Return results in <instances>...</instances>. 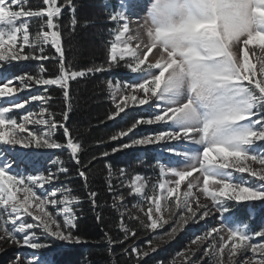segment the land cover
Wrapping results in <instances>:
<instances>
[{"label":"snow or ice","instance_id":"6c2138e0","mask_svg":"<svg viewBox=\"0 0 264 264\" xmlns=\"http://www.w3.org/2000/svg\"><path fill=\"white\" fill-rule=\"evenodd\" d=\"M144 7L143 0H120L109 17L117 27L110 33L107 64L77 70L66 61L58 23L65 9L74 10L73 0H42L36 9L26 7L25 0H0V240L37 251L52 247L37 242L41 236L80 242L73 234V205L81 198L69 187L55 186L59 174L67 172L63 160L46 173L36 167L42 168L43 160H36L22 174L23 165L4 149H27L25 156H43L38 149L67 150L87 187L83 144L66 126L70 82L123 63L125 79L106 82L113 105L106 119H123L137 108L149 115L109 141L129 137L140 126L163 129L111 149L160 148L154 182L139 174L129 177L121 168L114 184L106 165L112 207L119 213V243L132 241L123 252L141 264L157 251L153 239L167 243L190 223L219 214L218 225L195 235L170 264H264V228L253 232L241 221V209L254 216L256 202L264 203V148L259 147L264 144V0H150L142 20L129 19L130 10ZM32 19L40 21L34 34ZM71 23L75 27L76 19ZM48 47L55 56L45 54ZM29 60L41 62L39 72L10 71L15 62ZM46 60L56 61L55 74H47ZM50 86L58 87L66 102L61 120L47 106ZM36 88L39 94H31ZM33 102H40L38 112L28 111ZM15 110L22 114L17 117ZM58 129H63V143L54 138ZM97 195L88 192L94 209ZM127 198L135 201L130 207ZM166 225L170 230L163 232ZM141 230L147 249L137 243ZM105 237L109 245L117 243L108 233ZM12 264H24L21 254ZM27 264H56L55 251L35 255Z\"/></svg>","mask_w":264,"mask_h":264},{"label":"trees","instance_id":"16d2710c","mask_svg":"<svg viewBox=\"0 0 264 264\" xmlns=\"http://www.w3.org/2000/svg\"><path fill=\"white\" fill-rule=\"evenodd\" d=\"M108 1L112 3L113 7L105 9L103 1L98 0L97 9L100 8L102 11L96 13L93 12L94 5L90 3V0H73L74 10L72 8L65 9L58 20L62 31V46L66 61L77 70L94 67L98 63L99 66L107 64L108 38L106 31L108 30L106 29L111 24L105 21V16L116 10L114 0ZM40 6H42V0H27V7L36 9ZM100 15L102 19H98ZM73 18L77 21L75 27L71 23ZM34 22L35 19L30 21V31L35 33L39 29L34 28ZM38 26L39 24L36 25V27ZM47 52H51L52 56L56 55L54 50L50 49ZM47 52H45L46 55ZM43 67L47 70V74L53 75L56 72V61L46 60L43 62ZM112 73V71H104L89 74L70 82V111L66 126L72 135L83 144L80 160L82 165L86 166L88 186L85 187V181L78 175L76 163L69 162L67 164L68 174L62 175L61 179L68 183L74 195L81 198L74 207L77 220L73 230L74 236L79 237L80 242L57 249L55 252L56 264H137L135 257L129 258L123 252V249L132 244V241L129 240L123 245L119 243L122 239V233L118 228L119 213L112 207L113 196L108 192L109 174L106 165H111L113 173L116 175L119 169L127 167L132 162L144 160L149 164H154L155 160L152 154H146L139 159L136 158L135 153L120 151L111 153V149L118 143L122 144L123 140L109 141V137L132 124L131 113H128L123 119H106L110 111L113 110V105L107 100L106 95V82ZM48 93L51 97L48 108L51 112L56 113L57 120H61V114L66 109L62 91L53 86ZM57 137L59 141H65L63 129H58ZM126 141H128L127 138L124 139V142ZM103 152L110 154L107 157H101L100 154ZM94 156L97 159L92 160ZM89 191H95L98 194L96 197L98 206L95 209L88 196ZM255 211L254 218H251L249 215H243V209H241V221L249 222L252 229H257L260 217H264V203H256ZM130 226L138 228L135 223H131ZM105 233H108L117 243L109 245ZM145 238V234L141 230L137 243L142 248L147 247L144 243ZM147 238L149 239V237ZM176 250L174 244H169L164 246L161 251L145 257L141 264H157L158 261L170 264L175 258ZM177 264H179V260H177Z\"/></svg>","mask_w":264,"mask_h":264},{"label":"rangeland","instance_id":"374dc122","mask_svg":"<svg viewBox=\"0 0 264 264\" xmlns=\"http://www.w3.org/2000/svg\"><path fill=\"white\" fill-rule=\"evenodd\" d=\"M100 1H103V3H104L103 7L105 9H108V8L110 9V8L113 7L112 3H110L108 0H100ZM114 2L116 4V10H118V6H119L120 0H114ZM149 2H150V0L148 2H146V4L144 3L145 7L143 9L135 10V12L139 11L137 13H133V11L130 10L129 13H128L129 14V19L139 18V19L142 20L143 17L146 15L147 4ZM90 3L92 5H94V11L93 12L100 13L102 11L100 8L97 9V6L99 4L98 0H90ZM25 6H26V2H25ZM113 13L114 12L107 13V15L105 16V19H106L105 21L109 22V17ZM98 19H102L101 15H100V17H98ZM32 20H34V19H32ZM38 24H40V21L35 19V22H34V25H35L34 28L35 29L36 28L39 29V26L36 27V25H38ZM110 24H111V26L108 27V29H106V30H108V31H106V36L108 38L107 44L113 38L112 35L110 34L111 30L114 29L115 27H117V25L115 23H110ZM131 27L134 28L135 24H132ZM32 33L34 34V32H32ZM50 49H51L50 47L46 48L45 52L50 51ZM51 50H53V49H51ZM51 54H52L51 52L50 53L47 52V55L52 56ZM39 63L40 62L33 61V60L15 62L14 66H16L18 64L19 68H18L17 71H15V72L13 71L12 73L14 75L23 74V73H33V74H35V73L39 72V70H40ZM97 66H99V63L97 64ZM110 71H112L113 73L111 74L109 79H112L113 82H115L117 78H119L121 81H123L125 79V74H126V72L128 70L124 67L123 63H121L119 66L113 67ZM40 91H41L40 88H36V89L32 90L31 94H33V95L39 94ZM107 93H108V99L110 101L109 90L107 91ZM21 95L22 96H27V93H22ZM40 107H41L40 102H33V103H31L28 106V111L38 112L40 110ZM128 113L132 114V116H130V118L132 120V123L138 117H145L146 118L149 115L148 112L143 111L142 109H139V108L133 109V110H129ZM13 114L18 117L19 115L22 114V112L20 110H15ZM150 128H152V129H150ZM161 130H163V129L159 128L156 125H153V126H140L133 133H131L129 135V137L122 138L121 140H123V143H128L130 141V139H135V138H138V137H142V136H145V135H147L149 133H154V132H158V131H161ZM57 132H58V130H57ZM24 135H26V133ZM126 138L128 139V141L124 142V139H126ZM259 147L264 148V144L259 145ZM17 148H20V146H17ZM4 150L5 151H14L15 149L9 150V149L5 148ZM26 151H28V150L24 149L21 152H18V158H19L18 159V161H19L18 163L23 165V167H21V169H20L22 174H26L25 173V168L30 169L32 167L33 162L36 161V160H43V167L42 168L40 167V165H36V167L40 169V172L46 173L49 169H51L52 171H56L57 165H56L55 162L57 160L66 161V158L70 157V154H69V152L67 150H60L59 154L58 153H53V150H44V149L36 150L37 153H44L43 156H41V155L25 156L23 154V152H26ZM120 152L135 153L136 154V158H139V159L143 158V155L144 154L146 155L149 152V153L153 154L155 156V158H157V156L160 154V148L158 146H137V147L125 148V149L121 150ZM124 169L127 170V174H128L129 177L131 175H134V174H139L141 176H144V177L150 179L153 182L155 181V179H156V177L158 175V169H157L156 165L149 164L148 162H146L144 160H140L139 162H132L127 167H125ZM34 174H39V173H34ZM244 175L247 176V174H244ZM239 178L240 177H239V174H238L236 179H239ZM112 182L114 184L116 183V175L114 173H113ZM62 185L66 186V185H64V183L60 184V183L55 182V186L56 187H61ZM48 190L51 191V188H49ZM125 195L127 196L126 190H125ZM134 202L135 201L132 198H127V200H126V203H127V205L129 207ZM256 203H259V202H256ZM73 207H74V205H73ZM234 207H235L234 203H230L229 204V208L230 209H233ZM251 218H254V216H251ZM220 219H221V217H220L219 214H217L215 216V218L210 215L205 221H200L198 223H190L188 226H186V228L184 230H182V231H180L178 233V235L175 237V239L170 240L167 243L161 242L160 240L153 239V245H157L158 246L157 251H161L164 246H167L169 244H174L175 247L177 248V250H176V253H177L180 250L187 248L188 245H189L190 240L192 238H194L195 235L202 234L207 228L217 226L219 221H220ZM260 228H264V217L263 216L260 217V220L258 221V228L257 229H252L251 231L254 232L256 230H259ZM169 230H170L169 226L166 225L164 227V229H163V232H168ZM163 232H159V233H157V235L158 236L163 235ZM151 238L152 237H149V239H151ZM165 239H167V238H165ZM3 242H5V241L0 240V250L2 248ZM37 242H39L41 244L49 243V244L52 245V247L49 248V249H40V250L37 251V250H30V249L27 248V246H18V251H19V254H21V257H22V260L24 261V264H27V259L34 258L35 255H38L40 258H43V257L47 256L49 254V252H52V251L56 252L57 248H64V247H66L68 245L70 246V245L75 243L74 242V243H71V244H67V243H64V242L55 241L52 238L47 237V236L39 237ZM254 242H259V238H254ZM5 243L9 244L7 242H5ZM10 245L12 246V248H13V246H15V245H12V244H10ZM12 248H9V249L5 250L7 255L3 256L4 259H3L2 262L0 261V264H11L12 263V262L9 263V261L12 258V256H14L13 253H12ZM146 248H144V249H146ZM154 253H152V254H154ZM176 253H175V257H176ZM0 254H1V252H0ZM13 259H14V257H13ZM196 259L199 260V255L196 257Z\"/></svg>","mask_w":264,"mask_h":264},{"label":"bare ground","instance_id":"6f19581e","mask_svg":"<svg viewBox=\"0 0 264 264\" xmlns=\"http://www.w3.org/2000/svg\"><path fill=\"white\" fill-rule=\"evenodd\" d=\"M148 1H149V0H143V2H144L145 4H146V2H148ZM139 10H140V9H139ZM137 12H139V11H137ZM137 12L134 11V13H137ZM2 241H3V240H2ZM12 245H15V244H12ZM9 248H12V246L9 245V244H6L5 242H3L2 248H1V250H0V252H1V254H0V261H1V262H2L3 259H4L3 256H6V255H7V253L5 252V250H6V249H9ZM10 250H11V249H10ZM17 252H18V246L15 245V246H13V248H12V253H13L14 256H12L11 260L9 261V263L14 261L16 255H17ZM13 257H14V259H13ZM30 258H31V257H30ZM11 264H12V263H11Z\"/></svg>","mask_w":264,"mask_h":264}]
</instances>
